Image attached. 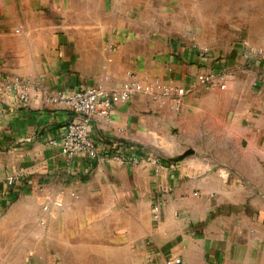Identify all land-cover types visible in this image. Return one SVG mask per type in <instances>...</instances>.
<instances>
[{"label":"crops","instance_id":"crops-1","mask_svg":"<svg viewBox=\"0 0 264 264\" xmlns=\"http://www.w3.org/2000/svg\"><path fill=\"white\" fill-rule=\"evenodd\" d=\"M223 5L0 0V77L39 83L27 106L0 88V264H264V70L248 61L264 27L223 20ZM213 68L227 88L194 87ZM133 75L186 86L183 110L137 92L91 134L164 165L68 158L50 142L77 117L52 94Z\"/></svg>","mask_w":264,"mask_h":264},{"label":"built area","instance_id":"built-area-1","mask_svg":"<svg viewBox=\"0 0 264 264\" xmlns=\"http://www.w3.org/2000/svg\"><path fill=\"white\" fill-rule=\"evenodd\" d=\"M201 55L203 57L211 56L208 48L201 49ZM249 59L261 63L264 60V47L254 52V55L250 56ZM227 84L228 73L226 69L215 68L210 71H200L194 87L224 89L227 88ZM38 85L37 81L17 75L2 74L0 77L1 90L6 94L13 95L19 106L29 105L32 97L31 92L33 89L39 88ZM137 92H145L154 98L171 97L174 101L175 110L182 111L189 89L180 84L173 86L163 84L160 79L144 82L133 75L116 88L95 84L79 86L71 91L59 90L51 95V102L68 105L77 117L65 126L60 136L51 138L50 142L60 147L61 152L68 158L84 156L91 160L106 161L113 159L137 163L148 160L157 165H164L159 157L147 156L144 158L139 154H129L126 148L119 147L117 144H103L91 134L90 127L94 120L100 117L109 118L116 103L131 100ZM16 181V175L12 174L7 177V182L12 186ZM152 213L154 218H160L161 205L159 202L153 204ZM180 261V258H168L166 264L179 263Z\"/></svg>","mask_w":264,"mask_h":264},{"label":"rangeland","instance_id":"rangeland-1","mask_svg":"<svg viewBox=\"0 0 264 264\" xmlns=\"http://www.w3.org/2000/svg\"><path fill=\"white\" fill-rule=\"evenodd\" d=\"M226 5L224 7H215L219 11L218 15L221 16L223 20L227 21H237V25L242 26L243 24H256L260 27H264V0H253V3L245 5L247 0H223ZM260 17L262 21L260 24L256 23L253 18ZM251 22H248L250 21ZM254 22V23H253ZM250 64L261 65L259 69L263 72L264 70V60L261 63H257L254 60L248 59ZM251 68V67H250ZM262 68V69H261ZM215 69V68H213ZM211 70V69H210ZM207 70V71H210ZM227 73L228 70L226 69ZM256 72V71H255ZM263 74V73H261Z\"/></svg>","mask_w":264,"mask_h":264}]
</instances>
